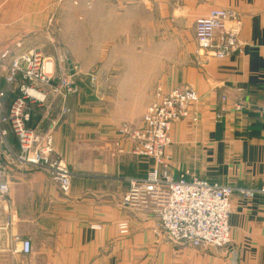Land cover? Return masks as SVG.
<instances>
[{"label":"crops","instance_id":"1","mask_svg":"<svg viewBox=\"0 0 264 264\" xmlns=\"http://www.w3.org/2000/svg\"><path fill=\"white\" fill-rule=\"evenodd\" d=\"M93 6L102 15L95 17V25L107 24L115 97H120L116 95L120 88L127 89L130 79L121 73L131 71L128 56L137 53L145 61L150 57L151 63L140 61L133 68L157 73L155 82L144 86V107L154 100L157 87L166 91L189 87L199 97L192 110L198 121L188 118L173 127L167 149L172 174L179 177L189 171V178L236 189L264 187V0H95ZM214 8L234 9L242 20L241 51L224 59L207 51L208 56L200 57L196 52L195 21ZM152 43L154 53L148 51ZM14 50L9 58L21 52ZM49 104L34 107L30 125H49L57 108ZM72 114L58 123L54 133L55 149L77 168L71 193L64 196L53 179L38 170L12 173L8 195L0 197V251H13L10 238L20 235L32 240L33 252L28 256L1 254L0 261L264 264V193L246 198L234 192L229 217L232 241L227 248L216 251L175 243L159 229L152 212L122 205L129 179L143 177L149 170L143 158L95 149L91 170L79 169L80 152L88 150H79V133H87L79 132V111ZM9 136L15 139L12 133ZM116 141V133H106L100 143L109 150ZM123 220L129 223L126 235L118 227Z\"/></svg>","mask_w":264,"mask_h":264},{"label":"built area","instance_id":"2","mask_svg":"<svg viewBox=\"0 0 264 264\" xmlns=\"http://www.w3.org/2000/svg\"><path fill=\"white\" fill-rule=\"evenodd\" d=\"M241 25L242 20L236 10L212 9L196 20L197 52L207 51L216 58L224 59L241 51ZM8 55L6 51L0 55V59ZM18 76H22L24 82L7 110L0 91V152L5 155V159L0 161V197L9 193L6 178L12 165L42 169L67 195L71 191L74 175L65 161L55 154L51 136L41 137L30 128L31 109L34 104L44 103L51 95H61L63 98L76 95L78 86L69 76H63L53 83V63L47 62L37 50L13 57L7 69L6 82L13 84ZM93 80L96 82L95 77ZM198 102L197 93L191 89H176L168 94L159 91L157 100L146 111L144 125L139 129L125 126L120 130L133 142V154L151 158L155 162V167L145 178L130 180L123 205L152 212L159 229L175 243L219 251L227 248L232 241L229 217L234 192L237 190L242 196L252 198L256 192L264 193V187L260 190L236 189L196 176L189 178V171H184L179 177L172 174L167 154L172 126L191 116L197 122L198 117L191 110ZM10 132L16 136L18 155L7 142ZM118 227L122 235L128 234V221L119 222ZM14 240L18 243L17 252L26 256L33 252L31 239L16 236Z\"/></svg>","mask_w":264,"mask_h":264},{"label":"rangeland","instance_id":"3","mask_svg":"<svg viewBox=\"0 0 264 264\" xmlns=\"http://www.w3.org/2000/svg\"><path fill=\"white\" fill-rule=\"evenodd\" d=\"M94 1L95 0H0V55L4 54L6 51L9 52V55H11V53L14 54V48L21 50L19 54L30 50L40 51L47 62L53 63L55 75L53 83L58 82L63 76H69L77 84L79 90L76 95L68 96L67 98H63L61 95H51L44 103L34 104L31 109L32 117L33 109L36 106L45 105L48 102H50L49 105L52 106L51 108H54V104L57 105V108L54 109L52 114L55 118L51 120L49 125H47V122H44L41 125H35V127L30 125V128L41 137H45L48 134L51 136L52 146L56 155L60 156L65 161L62 154L55 149L54 133L56 127L58 123L76 110L79 111V132L84 130V132L86 131L87 133V135L84 134L83 136L79 133V150L82 151V149L88 147V150H84L82 154L80 152L79 169L86 172L91 170L90 166L92 158L93 156H97L94 154L95 149L104 150V153L106 152L108 155L110 152L114 154L116 152L119 155L129 153L133 156L143 158V160L148 163L147 166L149 167V170L147 173L143 177H135L145 178L155 167L154 160L133 154L131 151L133 142L130 141L129 137L124 136L120 130L125 126L131 129H139L142 127L144 125L146 111L157 100V93L159 91L163 94H168L176 89L191 88L177 87L166 91L162 87H157V89L155 88V93H153L154 100L147 107H144V90H146L144 89V86H151L155 82L157 73L151 70H148L145 73L144 71H139L133 68L135 65H139L140 61L141 64L142 62H146L149 65L151 63L150 57L145 61L142 59V56L137 53L138 55L128 56V63L130 62L129 69L131 71L121 73L125 74L127 78L130 79L128 81L129 85L125 91L120 88L119 94H116L120 95V97H115L114 94L116 91L114 92L113 88L116 86V73L113 71V57H111L113 50L111 49L109 52L111 42L107 40V24L95 25L94 23L95 17H98V15L102 16L99 14L97 6H93ZM137 50H139V48ZM148 51L153 53L156 51L155 43L149 45ZM206 53L205 51H201L200 53L197 52L200 57L208 56ZM9 55L4 59H0V91H2L5 100L7 101L4 104L5 110L8 109L13 98L19 94V87L22 82H24L22 76H18L13 84H8L6 82L8 66L13 57L18 54H15L10 58ZM116 58L118 59L117 56ZM152 59L153 63H155L156 57H152ZM118 75L119 74L117 73V76ZM93 77L96 78V82L93 80ZM147 89L149 94L150 88ZM124 92L127 95L126 97L123 95ZM108 97H110V99H108ZM120 99L122 100L119 101ZM69 100H72L70 106L68 105ZM98 101H101V103H98ZM98 108L100 111L97 110ZM35 112L37 111L35 110L34 113ZM124 116L128 118H123ZM189 118L193 122H196L193 120L192 116ZM183 120L177 121L173 124L170 132V145L172 144L173 127L176 123ZM54 121L56 122L51 126ZM11 133L12 132H10L9 135ZM106 133L108 135L116 133V136H118V141L114 143L115 148H110L108 150L106 148L104 149L101 145L100 142L103 140ZM13 136L16 139L14 134ZM15 139H11V136H9L7 142L9 146L12 147L15 154L18 155L20 152L18 151V144L16 143L17 139L16 142ZM83 143H85V145H83ZM99 144L101 148L99 147ZM4 159V153L0 152V161ZM170 161L171 159L169 157V163L171 166ZM65 163L73 173L74 179L76 176V173L74 172L77 168L68 161H65ZM83 165L87 166V168H83ZM17 170H38L51 177L40 168H19L18 166L12 165L6 178L8 182L12 173ZM135 178L132 177L129 180ZM69 194L63 195L68 196ZM16 236L20 235H13V237L10 238L15 244L13 251L12 249L9 251H0V255L8 254L11 256L13 255V252L15 254L23 255L20 252H17L19 247L18 243L14 240ZM0 264L16 263L12 262L11 258H6V260L0 261Z\"/></svg>","mask_w":264,"mask_h":264}]
</instances>
